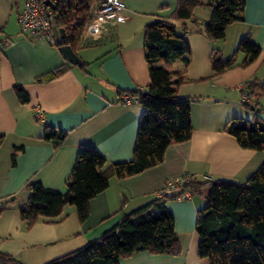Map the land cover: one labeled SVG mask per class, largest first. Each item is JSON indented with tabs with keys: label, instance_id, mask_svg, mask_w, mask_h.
<instances>
[{
	"label": "crops",
	"instance_id": "obj_1",
	"mask_svg": "<svg viewBox=\"0 0 264 264\" xmlns=\"http://www.w3.org/2000/svg\"><path fill=\"white\" fill-rule=\"evenodd\" d=\"M126 19L104 23L97 44L79 45L81 65L70 64L56 44L45 37L20 32L12 0H0V199L14 202L0 210V253L23 264H43L82 247L114 227L125 213L159 197L169 181L187 175L197 180L244 181L264 160V150L241 148L225 127L233 117L264 119V95L259 110L240 107L239 83L264 78V0H246L244 20L228 25L225 38L212 41L203 32L211 9H194L196 21L185 26L176 22L178 32L190 42L186 81L178 86L180 97L191 102L192 137L170 144L164 160L132 176H111L109 185L90 200V213L80 222L74 206L65 207L60 221L39 219L30 227L21 220L18 205L27 198L26 184L40 180L62 193L81 145L88 144L108 163L129 161L143 106L137 98L121 102L124 90L145 91L149 84L145 61L144 27L158 19H171L178 0H122ZM249 34L259 45V57L245 67H234L212 75L211 52L220 50L229 58L241 37ZM244 55L239 54L238 62ZM159 64H162L161 62ZM181 69V60L171 62ZM59 66L66 70L49 80H37ZM29 94L22 103L14 86ZM122 91V92H120ZM248 96L246 102H253ZM38 118V120H37ZM45 125L65 130L57 145L44 139ZM15 146H23L12 162ZM208 188V187H207ZM205 189V188H204ZM203 194L170 198L167 206L174 217V229L182 247L179 255L138 251L121 264H210L198 254L197 211L205 205ZM208 190V189H207Z\"/></svg>",
	"mask_w": 264,
	"mask_h": 264
},
{
	"label": "trees",
	"instance_id": "obj_2",
	"mask_svg": "<svg viewBox=\"0 0 264 264\" xmlns=\"http://www.w3.org/2000/svg\"><path fill=\"white\" fill-rule=\"evenodd\" d=\"M93 1L65 0L57 4L58 26L65 31L57 47L70 44L77 53L79 45L99 42L98 39L90 40L84 36ZM245 4L246 0H178L171 19H158L145 25L144 50L150 81L145 91L124 90L130 96L137 97L144 108L138 123L132 159L108 163L94 147L81 145L66 180V192L49 188L40 180L26 184L27 198L18 205L26 227L39 219H64L67 205L74 206L79 221L84 222L90 213V200L109 185L111 176L124 178L154 167L164 160L170 144L185 142L192 137L191 102L195 98H183L178 94V86L187 79L186 67L190 62L191 46L189 40L178 32L176 22L185 26L187 21H196L194 9L207 5L211 15L201 30L212 41L222 40L228 25L244 20ZM260 52L261 48L249 34L240 38L232 55L225 60L220 50L213 49L212 75L234 67H245L254 62ZM239 54L244 55L240 62ZM175 60H181L184 66L173 69L171 62ZM65 70V66H59L36 79L49 80ZM14 90L22 103L29 102V94L21 85H15ZM246 91L254 100L243 102L244 107H257L258 98L264 95V78L247 81L242 92ZM225 130L241 148L264 150V119L259 116L248 119L233 117ZM66 135L65 130H55L45 125L43 137L46 140H53L59 145ZM3 138L0 135V147ZM22 150L23 146L14 147L11 153L13 163L17 153ZM207 187L205 205L197 211L199 256L208 258L210 264H264V160L244 181H203L193 178L185 181L181 190L182 193L201 195ZM169 199L161 193L159 197L125 213L114 227L99 238L43 264H121L123 258L138 251L181 254L174 217L167 206ZM12 202L14 198L1 200L0 210ZM0 264L23 263L13 256L0 253Z\"/></svg>",
	"mask_w": 264,
	"mask_h": 264
},
{
	"label": "built area",
	"instance_id": "obj_3",
	"mask_svg": "<svg viewBox=\"0 0 264 264\" xmlns=\"http://www.w3.org/2000/svg\"><path fill=\"white\" fill-rule=\"evenodd\" d=\"M12 1L16 9V20L21 33L45 37L52 44H57L60 41L62 33L58 26L56 9H53L45 0ZM48 1L57 6L58 3L64 2L65 0ZM123 9L124 4L122 0H94L90 7V17L85 26L84 33L95 37L101 33L102 24L123 22L126 19ZM244 88V83H239L235 86V89L241 93L242 100L246 102L248 92H242ZM133 98L129 94H123L121 102L128 104ZM189 179H193V177L187 175L181 179L169 181L165 190L181 189V185ZM189 194L190 192H186L180 196L184 197Z\"/></svg>",
	"mask_w": 264,
	"mask_h": 264
},
{
	"label": "water",
	"instance_id": "obj_4",
	"mask_svg": "<svg viewBox=\"0 0 264 264\" xmlns=\"http://www.w3.org/2000/svg\"><path fill=\"white\" fill-rule=\"evenodd\" d=\"M53 9H56V5L49 2L48 0H45ZM60 31L62 33V36H64V29L60 28ZM59 50L60 52L64 55V57L66 58V60L70 63V64H74V65H81L83 63L81 57L75 52V50L73 49V47L70 44H63V45H59ZM251 109H256L257 111L259 110L258 107H255L254 105H251L250 107ZM182 194V190L179 188H175V189H168L163 191V195L167 198H174L177 196H180Z\"/></svg>",
	"mask_w": 264,
	"mask_h": 264
},
{
	"label": "rangeland",
	"instance_id": "obj_5",
	"mask_svg": "<svg viewBox=\"0 0 264 264\" xmlns=\"http://www.w3.org/2000/svg\"><path fill=\"white\" fill-rule=\"evenodd\" d=\"M13 15L16 17V13H15V12L13 13ZM239 106H240V107H242V108H245L244 110H247V108H246V107H244V105H243V104H242V105L240 104ZM245 119H246V118H245ZM245 180H246V179H245ZM207 189H209V188H205V189H204V190H205V192H208V190H207Z\"/></svg>",
	"mask_w": 264,
	"mask_h": 264
}]
</instances>
